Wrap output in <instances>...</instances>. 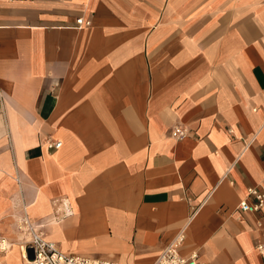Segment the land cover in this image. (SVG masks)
Listing matches in <instances>:
<instances>
[{
  "label": "crops",
  "instance_id": "0c3cea01",
  "mask_svg": "<svg viewBox=\"0 0 264 264\" xmlns=\"http://www.w3.org/2000/svg\"><path fill=\"white\" fill-rule=\"evenodd\" d=\"M251 187L264 0L0 1V198L62 252L155 264L184 231L202 263L264 264Z\"/></svg>",
  "mask_w": 264,
  "mask_h": 264
},
{
  "label": "built area",
  "instance_id": "2783aa9c",
  "mask_svg": "<svg viewBox=\"0 0 264 264\" xmlns=\"http://www.w3.org/2000/svg\"><path fill=\"white\" fill-rule=\"evenodd\" d=\"M91 24V21L81 17L77 19L75 28L82 30L90 27ZM188 136L189 131L182 126H176L171 132V137L175 141L184 140ZM48 143L49 148H60L62 146V142L50 141ZM237 210L243 213L261 215L262 219L259 220L258 226L264 227V188H249L247 196L240 201ZM20 229L23 232H28L31 236L29 241L25 239L26 245L24 246L23 259L27 261V264H126L109 259L64 253L54 242L46 240L43 234L36 230L35 225L30 221L28 216L22 220ZM185 240V232L181 231L176 238L166 246L155 264H205L200 262V253L198 251H192L189 255H183L181 253ZM9 248L10 243L8 240H0V254H6ZM256 249L261 255H264V238L257 243ZM28 250L33 251L34 259H29L27 254Z\"/></svg>",
  "mask_w": 264,
  "mask_h": 264
},
{
  "label": "rangeland",
  "instance_id": "374dc122",
  "mask_svg": "<svg viewBox=\"0 0 264 264\" xmlns=\"http://www.w3.org/2000/svg\"><path fill=\"white\" fill-rule=\"evenodd\" d=\"M25 217H27V211L24 206H19L17 203L11 204L9 198H0V240H8L11 249V252L8 250L6 254H0V264L25 262L23 259L25 241H29L31 238L28 232H23L20 229L21 222ZM32 223L34 224V222ZM35 228L42 233L40 227L35 225Z\"/></svg>",
  "mask_w": 264,
  "mask_h": 264
},
{
  "label": "water",
  "instance_id": "95a60500",
  "mask_svg": "<svg viewBox=\"0 0 264 264\" xmlns=\"http://www.w3.org/2000/svg\"><path fill=\"white\" fill-rule=\"evenodd\" d=\"M27 254H28L29 259H31V260L34 259V254H33L32 250H28Z\"/></svg>",
  "mask_w": 264,
  "mask_h": 264
},
{
  "label": "bare ground",
  "instance_id": "6f19581e",
  "mask_svg": "<svg viewBox=\"0 0 264 264\" xmlns=\"http://www.w3.org/2000/svg\"><path fill=\"white\" fill-rule=\"evenodd\" d=\"M31 239V238H30ZM13 247V246H12ZM9 252H11V249L9 248ZM24 264H27V261L24 262Z\"/></svg>",
  "mask_w": 264,
  "mask_h": 264
}]
</instances>
